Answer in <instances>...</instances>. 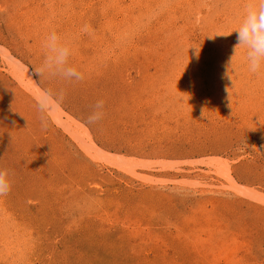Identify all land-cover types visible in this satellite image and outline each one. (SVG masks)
<instances>
[{"label":"rangeland","instance_id":"rangeland-1","mask_svg":"<svg viewBox=\"0 0 264 264\" xmlns=\"http://www.w3.org/2000/svg\"><path fill=\"white\" fill-rule=\"evenodd\" d=\"M254 2L0 0V264H264ZM53 31L82 80L33 74Z\"/></svg>","mask_w":264,"mask_h":264},{"label":"clouds","instance_id":"clouds-1","mask_svg":"<svg viewBox=\"0 0 264 264\" xmlns=\"http://www.w3.org/2000/svg\"><path fill=\"white\" fill-rule=\"evenodd\" d=\"M233 32L236 33L237 39L234 53L237 46L241 47L246 54L248 70L254 74L264 71V0H255L254 3L249 4L232 31L217 34L229 35ZM194 47V54L198 56L199 49L196 46ZM42 49L43 60L38 67L34 66L33 68L35 76L40 79L54 78L67 82L83 79V73L69 63L70 47L62 41L56 32H50L45 36L42 41ZM56 98H58L57 94L45 91L37 101V110L42 121H45L51 107L48 101ZM59 98H62V94H59ZM103 108V100H97L86 117L87 123L95 124L100 121L104 116ZM10 190V173L6 169H0V196L6 195Z\"/></svg>","mask_w":264,"mask_h":264}]
</instances>
